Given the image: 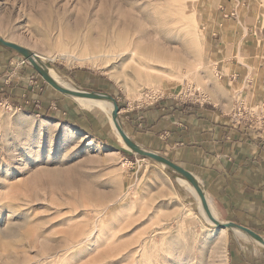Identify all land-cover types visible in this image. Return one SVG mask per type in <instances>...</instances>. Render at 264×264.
<instances>
[{
	"label": "rangeland",
	"instance_id": "1",
	"mask_svg": "<svg viewBox=\"0 0 264 264\" xmlns=\"http://www.w3.org/2000/svg\"><path fill=\"white\" fill-rule=\"evenodd\" d=\"M246 2L264 19V0ZM218 7L215 0H0V38L45 56L43 65L76 89L115 96L125 130L132 108L149 104L150 92L158 99L159 90L264 114L210 61ZM120 35L165 53L150 61L159 69L153 85L110 55ZM60 46L97 57L80 61ZM185 63L200 70L181 81L175 76ZM180 177L123 147L107 112L84 108L27 56L0 45V264H231L237 241L247 254H264L255 239L231 229L218 248L217 229Z\"/></svg>",
	"mask_w": 264,
	"mask_h": 264
},
{
	"label": "crops",
	"instance_id": "2",
	"mask_svg": "<svg viewBox=\"0 0 264 264\" xmlns=\"http://www.w3.org/2000/svg\"><path fill=\"white\" fill-rule=\"evenodd\" d=\"M215 1L210 61L225 82L244 86L264 104V19L247 0ZM176 98L132 108L125 132L141 148L188 167L226 221L264 233V126L212 101ZM240 246L231 243V264H264V254H247Z\"/></svg>",
	"mask_w": 264,
	"mask_h": 264
},
{
	"label": "bare ground",
	"instance_id": "3",
	"mask_svg": "<svg viewBox=\"0 0 264 264\" xmlns=\"http://www.w3.org/2000/svg\"><path fill=\"white\" fill-rule=\"evenodd\" d=\"M130 37L129 35H125V36L120 35L119 40H118V47L116 48L117 51H114V52L111 51L112 53H110V55L114 56L117 59L119 58L123 63L126 62V65L134 69L136 72L137 80H143L146 84L153 85L155 78L159 75V69L153 66L150 63V61L153 60L154 58H156L157 60H160L163 57H166V55L164 52H161V50H157V49L154 50V49H151L152 47H149V46L146 47L145 44L142 43L143 41L140 40L139 38H138L139 40H137V38L135 40V37L134 39L132 38V36ZM157 40L158 39H156V41ZM156 46L158 47L157 43H156ZM148 48H150V51ZM58 49L63 52H66L65 54L74 55L75 59L80 60V61H84L87 59H92L94 57L95 58L97 57V55L89 57L85 55H77L75 53L73 54L74 51L68 47L60 46ZM105 56H109V54H105ZM28 59L30 60V62L36 63L38 67L43 69L49 76L55 79L62 87L66 89H70L72 91L82 90V89H76L74 86L68 84L61 78H58L55 71L52 68L45 67L43 65L44 63L43 61L46 59L45 56L39 53L37 54L33 52L32 55L28 57ZM185 64H186V71L182 75L180 74V75L175 76L176 79H181L182 81L183 78H187L190 75L197 76V74L199 73L200 63L198 65H194L192 63H185ZM168 77H171V76H168ZM157 90L158 89L156 88V91ZM72 97L76 98L77 101L84 108L90 111H95L96 109H100V110L107 112V114L109 115L111 119V123L114 128V131L116 132L118 141L120 142V144L121 143L123 144V147L131 149V147L125 143L121 133L119 132V129L117 127L115 120H113L114 102L111 99H108L107 97H104V96H101L100 98H85V97H80V96H72ZM191 174L193 175V179L181 173L182 177L179 178V181L183 183L193 193V195H195V197L198 200H200L201 215L205 221H207L208 223H210V225H213L217 229L216 244L218 248H223L227 241L226 230L228 228L218 227V223L225 224L228 221L223 220V218L218 213L216 207L214 206L212 199L210 198L208 193L205 192L201 179L197 175H195L193 172H191ZM232 229L237 234H240L241 236L242 235L249 236L246 232H244L243 230L239 228L234 227ZM255 240L258 243H260L262 246H264L260 241H258L257 239Z\"/></svg>",
	"mask_w": 264,
	"mask_h": 264
},
{
	"label": "water",
	"instance_id": "4",
	"mask_svg": "<svg viewBox=\"0 0 264 264\" xmlns=\"http://www.w3.org/2000/svg\"><path fill=\"white\" fill-rule=\"evenodd\" d=\"M0 45L14 49V50L24 54L25 56H27V58L30 57L33 53L28 48H26L22 45H19L16 42L6 40L4 38H0ZM32 64L36 67V69L42 75V77L45 79L46 82H48L51 86H53L55 89H57L58 91H60L62 93L69 94L71 96H80V97H85V98H100L101 96H104V97H107L108 99H111L114 102L113 120H115L117 127L119 129V132L121 133L125 143L128 146H130L132 149H134L136 152H138L141 155L148 156V157H151L155 160L165 162L166 164L171 166L173 169H175L178 172L182 173L183 175L193 179V175L191 174V172L189 170L183 168L179 164L173 162L172 160L166 158L165 156H163L159 153L141 148L137 143H135L129 137V135L125 132L123 127L119 124L118 114L120 111V107H119L116 99L113 96L107 95L105 93L89 92V91H85V90L72 91L70 89H66V88L62 87L55 79H53L51 76H49L43 69L38 67L36 65V63L33 62ZM218 227H226L228 229H232L234 227L239 228V229L243 230L244 232H246L249 236L260 241L264 245V237L261 234L257 233L256 231H254L253 229H251L247 226H244V225L232 222V221H228L225 224H219L218 223Z\"/></svg>",
	"mask_w": 264,
	"mask_h": 264
},
{
	"label": "built area",
	"instance_id": "5",
	"mask_svg": "<svg viewBox=\"0 0 264 264\" xmlns=\"http://www.w3.org/2000/svg\"><path fill=\"white\" fill-rule=\"evenodd\" d=\"M157 94H159V95H158V99H156V100H153L152 99V96H153V93L152 92L146 94V97L148 99H151V102L150 103H154V102H157V101H159L161 99H164V98H167V97H171L172 96V95H167L166 93H164V91L161 92L160 90L158 91ZM263 106H264V104H263ZM234 110H235L234 113H235V115L237 117H240L242 119H245V120H247L249 122H253V121L254 122H258V124L264 126V114L263 113H261L260 115H258L257 113H253V112L247 110L245 108V106L242 105V103L239 104L237 106V108L234 109Z\"/></svg>",
	"mask_w": 264,
	"mask_h": 264
}]
</instances>
